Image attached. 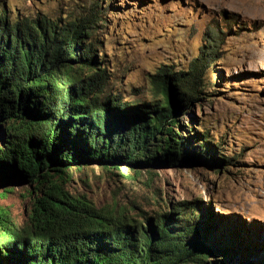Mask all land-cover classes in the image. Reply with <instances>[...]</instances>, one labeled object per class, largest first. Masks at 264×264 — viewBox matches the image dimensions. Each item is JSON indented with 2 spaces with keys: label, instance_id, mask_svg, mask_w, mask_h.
Returning <instances> with one entry per match:
<instances>
[{
  "label": "trees",
  "instance_id": "1",
  "mask_svg": "<svg viewBox=\"0 0 264 264\" xmlns=\"http://www.w3.org/2000/svg\"><path fill=\"white\" fill-rule=\"evenodd\" d=\"M100 6L63 20L0 12V186L20 180L35 189L25 225L0 207V264H224L234 231L198 213L196 200L144 216L143 225L124 207L105 211L64 187L69 169L89 163L139 171L214 152L207 132H177L174 114L201 98L216 40L185 69L158 67L151 102L132 104L95 55Z\"/></svg>",
  "mask_w": 264,
  "mask_h": 264
},
{
  "label": "rangeland",
  "instance_id": "2",
  "mask_svg": "<svg viewBox=\"0 0 264 264\" xmlns=\"http://www.w3.org/2000/svg\"><path fill=\"white\" fill-rule=\"evenodd\" d=\"M102 4L92 28L95 55L112 89L132 104L151 102L148 82L158 67L185 69L208 38L216 40L201 98L174 114L177 132H207L214 152L139 171L89 163L68 170L65 189L105 211L124 207L143 225L144 216L196 200L198 213L234 231L224 264H264V0H0V12L63 20L93 15ZM34 192L32 183L8 182L0 207L23 226Z\"/></svg>",
  "mask_w": 264,
  "mask_h": 264
}]
</instances>
